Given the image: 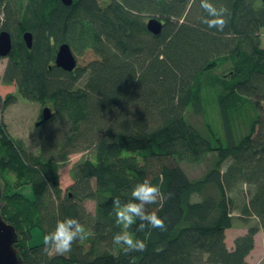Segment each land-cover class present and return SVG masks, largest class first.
<instances>
[{"label": "trees", "instance_id": "1", "mask_svg": "<svg viewBox=\"0 0 264 264\" xmlns=\"http://www.w3.org/2000/svg\"><path fill=\"white\" fill-rule=\"evenodd\" d=\"M14 1L0 0V11L14 16ZM212 2L231 13L222 32L200 23L199 0L25 1L1 81L15 83L21 98L48 105L51 118L35 128L52 127L41 136L40 154L29 152L1 121L16 97L0 96V175L15 178L12 191L1 195L0 214L18 233L14 246L23 264H249L254 236L264 227V1ZM147 14L163 22L159 35L147 30ZM26 30L33 35L31 48L21 38ZM62 42L89 48L98 58L65 71L53 64ZM211 101L227 138L208 121L205 136L186 120L187 110L203 112ZM245 101L256 114L236 139L235 114ZM77 144L82 147L72 150ZM85 149L92 156L74 164L73 184L63 197L60 163ZM51 150L61 156L47 157ZM208 153L216 158L197 179L177 162H197ZM145 179L165 197L147 208L166 228L136 232L133 226L129 231L146 248L125 254L112 243L122 230L112 202L128 200L134 184ZM243 184L246 198L235 206L232 195ZM74 199L96 204L87 252L82 240L67 256L45 253L42 241L28 244L36 227L43 236L66 217L83 224L85 209ZM236 217H255L258 225L237 236L230 249L226 230ZM94 244L111 250L97 251Z\"/></svg>", "mask_w": 264, "mask_h": 264}, {"label": "rangeland", "instance_id": "2", "mask_svg": "<svg viewBox=\"0 0 264 264\" xmlns=\"http://www.w3.org/2000/svg\"><path fill=\"white\" fill-rule=\"evenodd\" d=\"M26 0H15V10L16 14L12 17L8 16L6 12L0 11V30L6 29L14 36L15 27L17 25V21H19L22 13V8L24 7ZM147 16H158L157 14H147ZM194 16V14H193ZM4 25L6 28H4ZM22 38V36H21ZM260 47L264 48V30H260L259 34ZM13 46V45H12ZM72 51L77 60V66L79 68L85 67L89 62L94 59H97V54L94 53L91 49L84 50H75L72 48ZM8 61L7 57L0 56V96L4 98L6 95L11 94L16 97V100L8 105L6 109L1 113V121L5 126L8 134L15 139H21L25 145V148L32 152L33 154H40L42 151V147H40L41 136L45 134L46 131L52 127L50 125H46L41 127L40 129L35 128V123L38 119L39 114H41L42 105L38 102H31L21 98L17 91V86L15 83L11 84H3L1 81L2 74L4 72L5 66ZM218 72V71H217ZM86 73L83 74L82 79L79 84L84 81L86 77ZM209 98L211 95L208 96ZM256 111L248 101H245L236 112L235 123L233 126V134L236 139L241 137L248 131L251 119L253 120ZM185 117L188 123L197 128L203 135L207 136L206 130V121L212 124L214 130L217 134L222 138H227L226 131L221 126L218 110L216 105L211 101L210 105L204 107L203 112L195 113L192 110H187L185 113ZM60 125V124H59ZM62 125V124H61ZM82 147L81 144H77V146L71 148L75 150L77 148ZM62 151L58 153H54V151L45 152L47 157H59L61 156ZM92 156L90 149H85L82 151H72L68 154L65 162L60 163L59 168V182L62 189V196L66 194L69 187L73 184V178L71 175V170L77 162L82 160L83 158ZM216 156L214 153H208L203 156L197 162H188V161H177L180 166L183 168L185 173L190 179L200 178L210 167H212L213 162ZM229 164V160H227L222 167V170H225V166ZM15 178L11 175H0V189L2 190V196L4 192H10L14 188ZM94 185V182H93ZM21 190L30 195V188L28 186H22ZM237 192V193H236ZM247 186L245 184L236 187L235 193L232 197L235 200V206L241 204L244 198H246ZM2 196L0 199V207L4 204L2 200ZM71 197V196H70ZM199 197L197 196V199ZM54 200V199H53ZM77 201L80 205H82L85 209V217L83 221V226L90 231V225L92 222V218L95 212V201L92 199H84L83 201ZM235 216L238 214L237 210L233 213ZM253 225H258V220L255 217H247L241 218L236 217L234 220L233 226L226 230V245L228 248L232 249L233 241L237 236L244 235L248 228ZM42 230L39 227H36L32 230V238L28 242V244L33 245L40 243L42 241ZM259 235L257 237L256 249L251 253L248 257L249 263L253 264H261L264 262V227L259 228ZM257 232V233H258ZM256 235V234H255ZM90 237L82 240L80 243L82 245V251L87 252L91 247ZM92 241V240H91ZM254 244H255V236H254ZM95 245V244H94ZM93 245V247H94ZM95 248L97 251L101 250H111V247L106 244H96ZM50 255H57V253L49 251ZM69 253H65L62 255L67 256ZM257 257V258H256ZM255 259V260H254Z\"/></svg>", "mask_w": 264, "mask_h": 264}, {"label": "clouds", "instance_id": "3", "mask_svg": "<svg viewBox=\"0 0 264 264\" xmlns=\"http://www.w3.org/2000/svg\"><path fill=\"white\" fill-rule=\"evenodd\" d=\"M195 3V0H193ZM199 7L203 12L200 23L209 29L222 32L228 24L231 13L225 5L217 7L212 0H199ZM165 199L158 185H153L145 179L134 184L130 190V198L122 201L119 197L112 202L115 223L122 226V230L115 232L112 243L128 254L133 251H143L146 244L143 240L136 238L129 229L135 226L136 232L145 230H165L164 221L153 211L149 212L147 206L162 203ZM92 235L78 219L66 217L58 220L54 229L43 234L42 251L57 254L69 253L74 242L84 240Z\"/></svg>", "mask_w": 264, "mask_h": 264}, {"label": "water", "instance_id": "4", "mask_svg": "<svg viewBox=\"0 0 264 264\" xmlns=\"http://www.w3.org/2000/svg\"><path fill=\"white\" fill-rule=\"evenodd\" d=\"M264 1V0H262ZM64 5H70L72 0H60ZM145 26L153 35H159L163 29V22L155 16L147 19ZM22 40L27 48H31L33 35L32 32L26 30L22 33ZM12 50V37L9 31L0 30V56L7 57ZM53 64L65 71H73L77 67L76 57L66 42H62L57 46ZM52 116L51 108L45 105L41 109V118L35 123L36 126L47 121ZM2 190L0 189V199ZM18 240V233L15 227L6 222L0 214V264H23L19 250L14 246Z\"/></svg>", "mask_w": 264, "mask_h": 264}, {"label": "crops", "instance_id": "5", "mask_svg": "<svg viewBox=\"0 0 264 264\" xmlns=\"http://www.w3.org/2000/svg\"><path fill=\"white\" fill-rule=\"evenodd\" d=\"M258 235H259V232L258 233H256V235H255V244H254V249L250 252V254L251 253H253V251H255V249H256V244H257V237H258ZM249 254V255H250ZM249 255L246 257V261L249 263V261H248V257H249ZM257 258V257H256ZM255 260V259H254ZM250 264V263H249ZM251 264H253V263H251Z\"/></svg>", "mask_w": 264, "mask_h": 264}, {"label": "flooded vegetation", "instance_id": "6", "mask_svg": "<svg viewBox=\"0 0 264 264\" xmlns=\"http://www.w3.org/2000/svg\"><path fill=\"white\" fill-rule=\"evenodd\" d=\"M11 34V33H10ZM11 36H12V34H11ZM12 45H13V37H12ZM42 106H44V105H42ZM41 118V114H39V116H38V119L37 120H39Z\"/></svg>", "mask_w": 264, "mask_h": 264}, {"label": "bare ground", "instance_id": "7", "mask_svg": "<svg viewBox=\"0 0 264 264\" xmlns=\"http://www.w3.org/2000/svg\"><path fill=\"white\" fill-rule=\"evenodd\" d=\"M11 37H12V36H11ZM37 121H38V120H37ZM37 121H36V122H37Z\"/></svg>", "mask_w": 264, "mask_h": 264}]
</instances>
